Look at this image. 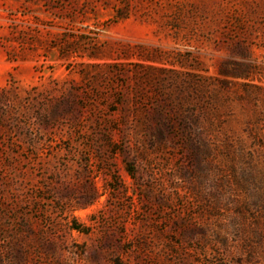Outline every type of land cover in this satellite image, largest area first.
I'll list each match as a JSON object with an SVG mask.
<instances>
[{
  "label": "rangeland",
  "instance_id": "obj_1",
  "mask_svg": "<svg viewBox=\"0 0 264 264\" xmlns=\"http://www.w3.org/2000/svg\"><path fill=\"white\" fill-rule=\"evenodd\" d=\"M0 264H264V0H0Z\"/></svg>",
  "mask_w": 264,
  "mask_h": 264
},
{
  "label": "trees",
  "instance_id": "obj_2",
  "mask_svg": "<svg viewBox=\"0 0 264 264\" xmlns=\"http://www.w3.org/2000/svg\"><path fill=\"white\" fill-rule=\"evenodd\" d=\"M116 16L118 17V19H125L128 17V13L127 12H120L119 10L116 11ZM10 59V58H9ZM12 60V58L10 59ZM14 60V59H13ZM2 99L3 101L5 102V100L7 99L6 98V95L5 96H2ZM76 229H78L76 226H75Z\"/></svg>",
  "mask_w": 264,
  "mask_h": 264
}]
</instances>
